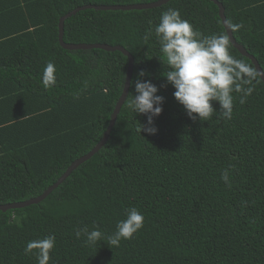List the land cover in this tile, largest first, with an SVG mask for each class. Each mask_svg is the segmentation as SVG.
Returning <instances> with one entry per match:
<instances>
[{
	"label": "trees",
	"instance_id": "trees-1",
	"mask_svg": "<svg viewBox=\"0 0 264 264\" xmlns=\"http://www.w3.org/2000/svg\"><path fill=\"white\" fill-rule=\"evenodd\" d=\"M160 0H0V205L44 194L103 139L123 94L129 59L120 51H69L59 41L62 17L76 8ZM233 32L264 71V0H218ZM174 8L204 35L225 26L212 0H171L145 10L80 11L65 22L68 44L121 46L164 97L154 135L139 133L147 116L126 107L107 144L39 204L0 211V264H37L28 241L56 237L49 264H264V82L232 118L219 112L193 121L162 75L168 69L153 35L162 11ZM151 22V23H150ZM231 43V41H230ZM230 53L254 69L231 43ZM57 82L45 89L46 64ZM219 111L218 102H213ZM140 123V124H139ZM227 169L229 184L221 180ZM136 207L144 227L119 247L107 236ZM99 227L95 245L75 231Z\"/></svg>",
	"mask_w": 264,
	"mask_h": 264
},
{
	"label": "clouds",
	"instance_id": "clouds-1",
	"mask_svg": "<svg viewBox=\"0 0 264 264\" xmlns=\"http://www.w3.org/2000/svg\"><path fill=\"white\" fill-rule=\"evenodd\" d=\"M224 26V32L204 35L190 21L184 19L178 9L168 8L162 11L159 22L154 29L150 27L145 36V39H149L154 32L162 53L159 58L168 69L162 75L167 84L175 89L174 98L193 121H208L217 112L224 119L230 120L235 100L233 93H240L239 103L244 104L254 90L251 86L253 82L264 77V72H258L230 53L228 33L238 31L242 25L225 20ZM146 75L148 74L140 71L138 77L132 81L135 95L130 98L126 95V107L135 117L140 114L147 116L146 125L139 123V133L154 135L157 128L153 126V118L162 113L164 97L157 95L159 89L155 84L142 79ZM41 82L45 89L56 84V67L53 62L46 64ZM213 102H218L219 111L214 108ZM220 178L230 186L227 169L221 173ZM144 222V215L136 207L129 208L126 218L118 221L116 230L106 237L108 246L119 247L122 240H131L144 227ZM75 236L77 239L84 236V242L88 245H95L105 239L98 226L91 231L86 226L78 228ZM55 243L54 235L31 240L27 242L24 253L29 255L35 250L37 264H49Z\"/></svg>",
	"mask_w": 264,
	"mask_h": 264
},
{
	"label": "water",
	"instance_id": "water-1",
	"mask_svg": "<svg viewBox=\"0 0 264 264\" xmlns=\"http://www.w3.org/2000/svg\"><path fill=\"white\" fill-rule=\"evenodd\" d=\"M171 0H160L158 2H153V3H149V4H138V5H127V6H96V5H87V6H83V7H79L76 8L75 10H73L72 12L66 14L64 17L61 18L60 20V24H59V29H60V35H59V41L61 46L69 51H76V50H91V49H101V50H105L108 52H115V51H120L122 52L125 56L128 57L129 59V66H128V70H127V76H126V81H125V85H124V92L121 96V98L119 99L116 108L112 114V118H111V122L110 125L106 131V133L103 136V139L96 145V147L89 152L88 154H86L85 156L81 157L80 159L76 160L69 168L68 170L62 175V177L53 185L51 186L48 190H46L44 192V194H42L41 196L28 200L26 202H19V203H12V204H6V205H0V211H8L11 209H19V208H25L34 204H39L41 202H43L44 200H46L51 193L56 190L62 183H64V181L78 168L80 167L83 163H85L86 161L90 160L97 152H99L100 149H102L108 142L109 137L112 133V130L117 122L118 116L127 100L126 95H129L130 92V88H131V83H132V77H133V71H134V64H135V59L132 56V54L130 52H128L125 48L121 47V46H111V45H107V44H85V43H81V44H68L64 41V34H65V22L67 19L71 18L72 16L76 15L77 13H79L80 11L83 10H87V9H95V10H101V11H115V10H122V11H129V10H134V9H138V10H145V9H153V8H158L161 7L165 4H167L168 2H170ZM218 7L220 10V16L221 19L223 21V24L225 22V20H227L226 14H225V7L224 5L219 2L218 0H212ZM229 39L231 41V43L234 45V47L239 50V52L241 54H243L245 57L249 58L256 70L258 72H264L260 63L258 62V60L251 55L243 45H241L240 43L237 42L236 38L234 37L233 32L229 31ZM261 79L264 82V77H261Z\"/></svg>",
	"mask_w": 264,
	"mask_h": 264
}]
</instances>
